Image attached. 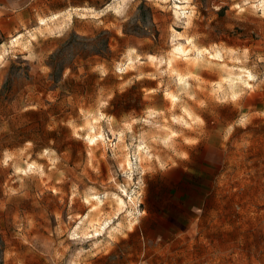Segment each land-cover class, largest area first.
Listing matches in <instances>:
<instances>
[{
	"label": "rangeland",
	"instance_id": "rangeland-1",
	"mask_svg": "<svg viewBox=\"0 0 264 264\" xmlns=\"http://www.w3.org/2000/svg\"><path fill=\"white\" fill-rule=\"evenodd\" d=\"M15 19L0 264H264V0H41Z\"/></svg>",
	"mask_w": 264,
	"mask_h": 264
},
{
	"label": "crops",
	"instance_id": "crops-1",
	"mask_svg": "<svg viewBox=\"0 0 264 264\" xmlns=\"http://www.w3.org/2000/svg\"><path fill=\"white\" fill-rule=\"evenodd\" d=\"M41 0H0V24L8 23L10 20L20 18L21 11L33 6Z\"/></svg>",
	"mask_w": 264,
	"mask_h": 264
},
{
	"label": "bare ground",
	"instance_id": "bare-ground-1",
	"mask_svg": "<svg viewBox=\"0 0 264 264\" xmlns=\"http://www.w3.org/2000/svg\"><path fill=\"white\" fill-rule=\"evenodd\" d=\"M55 16H57V15H55ZM55 20H56V19H55ZM42 22H43V24H46V20H45V19H43Z\"/></svg>",
	"mask_w": 264,
	"mask_h": 264
}]
</instances>
